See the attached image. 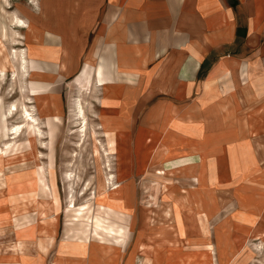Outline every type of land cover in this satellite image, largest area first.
<instances>
[{
	"label": "rangeland",
	"instance_id": "obj_1",
	"mask_svg": "<svg viewBox=\"0 0 264 264\" xmlns=\"http://www.w3.org/2000/svg\"><path fill=\"white\" fill-rule=\"evenodd\" d=\"M136 1H107L103 16L94 17L79 68L64 73L57 55L66 47L62 35L49 27L35 31L41 0H0V264H264V31L262 55L245 63L223 49L203 61L217 45L208 44L186 88L179 74L194 62L188 49H174V56L154 49L151 73L133 79L121 71L118 78L135 88L152 74L151 96L146 85L131 114L111 121L112 105L102 103L106 88L84 64L108 50L117 66L106 33L139 12ZM185 1L166 5L167 17L179 19ZM231 1L247 30L248 15ZM35 35L47 42L39 47L47 59L39 62L27 45ZM50 39L59 46L53 57ZM79 100L91 125L82 147ZM25 108L42 124V141L26 129L15 139ZM119 121L128 127L126 172L119 168L123 139L113 130ZM90 128L109 152L110 173L106 156L100 161L105 188ZM187 156L197 157L195 170H168L169 162ZM70 173L75 180L69 183ZM115 195L125 205L124 223L111 218Z\"/></svg>",
	"mask_w": 264,
	"mask_h": 264
},
{
	"label": "crops",
	"instance_id": "obj_2",
	"mask_svg": "<svg viewBox=\"0 0 264 264\" xmlns=\"http://www.w3.org/2000/svg\"><path fill=\"white\" fill-rule=\"evenodd\" d=\"M107 1L110 0H41L42 12L37 16L38 24H36L35 31L40 34L39 31H42V28L47 29L49 27L51 32L62 35L59 36V39L63 40L66 46L62 47V52L59 51V46L54 43L53 39L49 40L51 47L48 51H50L51 56L55 55V51H59L57 55H61L62 58L59 67L64 73H70L79 68L78 64H80L82 56L87 51L86 47L89 45V33L95 22L94 17L98 13H102L103 16L105 7L108 5ZM237 2L238 9L248 15V23L245 20L248 26L247 30L243 29L244 26L240 22L237 10L233 7L231 0H186L182 16L176 20L167 17L165 12L166 5L174 4L172 0L167 3H164V0H137L134 7L139 12L125 16V25H116V23L106 33V45H109L116 54L115 62L117 61V66L115 67L112 61L113 55L109 54L108 50L99 55L96 62L92 55L88 56L84 64L89 70V75L91 71L94 73L92 79L98 87L103 86L106 88L105 100L102 103L105 106L112 105V107L108 106L113 112L108 115H115L111 117V121L116 117L122 120L125 119L124 115H130L133 111L132 101L136 99L140 91L143 92L145 87L148 86L147 93L148 96H151L153 92L150 87L153 82L152 74L146 80L147 86L144 84L142 86L140 82L136 85V90L132 86L124 85L122 82L125 81L118 78L121 77V71L130 73L127 76L133 79H135L136 74L151 73L153 69L148 64L153 60L152 53L154 49L159 48L162 55H164L166 49H169L168 56L179 54L175 53L174 49L178 51L188 49L195 63L192 62L189 66L185 64L181 69L179 77L184 88L192 85L193 69L197 66V60L200 59L208 44L217 45L211 47L205 54L203 53V61L214 52L222 49L224 56L225 53H228L227 55L230 58L235 57L233 59L242 63L252 60L254 55L260 57L262 55L261 42L264 31V0H237ZM38 27H41V29H37ZM27 43L29 55L32 59L38 62L47 59L48 54H43L42 51L39 52V47L47 44L44 39L42 40L40 36L35 35L34 38H29ZM92 50H94L93 47L90 52ZM224 50L228 52H224ZM52 57L50 61L54 62ZM50 65L53 64L50 63ZM40 69L43 70L44 68ZM92 79H90V82L93 84ZM183 87L178 91L179 96L185 94V91H182ZM161 89H159L158 94L165 96L164 91ZM79 106H81L84 118L88 123L86 112L80 100L77 101V113ZM78 122L81 121L78 120ZM102 125L106 128L107 121L104 120ZM88 126L91 125L88 123ZM123 127V123L119 121L113 128L114 135L118 136V139H123L118 144V152L119 150H127L124 135L128 127L126 125L125 130ZM106 129L104 133H107ZM90 130L93 129L90 128ZM79 131H77L78 134ZM108 132H110L109 129ZM156 137L155 140L157 141L159 137ZM153 140L154 136L151 135V144ZM105 150L108 152L107 149ZM166 153L168 154V151ZM196 159L197 157L187 156L175 162H169V165H167L168 170L177 169L179 166H190L191 170H195ZM108 160L110 161V156L109 158L106 157V161Z\"/></svg>",
	"mask_w": 264,
	"mask_h": 264
},
{
	"label": "bare ground",
	"instance_id": "obj_3",
	"mask_svg": "<svg viewBox=\"0 0 264 264\" xmlns=\"http://www.w3.org/2000/svg\"><path fill=\"white\" fill-rule=\"evenodd\" d=\"M16 22H17V26L18 27L21 28L22 26H24V22L23 21L17 20ZM18 59L20 60L19 61V65H20L21 69L22 70L26 69V63H27L26 58L23 55H21V56H18ZM0 73H1V70H0ZM3 75H5V74H3ZM15 110L16 109H14V111ZM0 113H1V115H4V114H2V111ZM22 114H23L22 117L24 119V125L18 126V127L13 129V135L15 136V139L21 137L24 129H26L29 132H31L32 138L36 139L37 141H39V140L42 141L43 139H45V135H44V132L42 131V128L40 126L41 123L39 122V119L36 116H34L27 108L23 109V113ZM11 115H12V113H11ZM77 115H78V120L81 121V123H80L81 129L79 131V135H80V141L82 142L80 144V147H82L84 145L85 139L87 137V126H88V123H87L86 119L84 118V112H83L81 106H79V108H78ZM90 132H91V138H92V140L94 142L93 143L94 144V153H93V155L95 156V158L97 160V170H98V174H99V187L105 188L106 181L103 180L104 179L103 175H102V173H103L102 172L103 171L102 167L103 166L101 167L100 161H101V158L104 157L105 155H106V157L108 156V158H109V155H108V152L102 146V143H99L98 140L95 138V131L94 130H90ZM102 151H103V154H102ZM123 151H125V150H119V157H120V161H119L120 166H119V168L126 172L127 171V168H126L127 166H125V165L127 164L126 163L127 161L123 159L124 158ZM40 157H41V155H40ZM75 157H77V154H76ZM154 159L156 160V158H154ZM106 162H107L108 165H107V169L105 168V170L109 171V173H110L111 172L110 168H112L111 165H110V161L108 160ZM66 180H67V182L70 183V182H73V180H75V179H73V177H72V175L70 173V175H68V174L66 175ZM164 188H166V187H164ZM115 196H116V199H114V198H112L111 200L109 199V201H111L112 204L114 205V210H113V214L111 215V218L116 219V222L124 223L127 220L126 219L127 216H126L125 205H123L121 197H118V195H115ZM117 224H118L119 227H122L121 225H119V223H117ZM108 231H110V230H108Z\"/></svg>",
	"mask_w": 264,
	"mask_h": 264
}]
</instances>
